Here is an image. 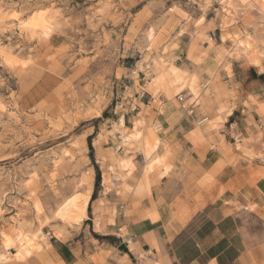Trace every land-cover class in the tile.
Returning <instances> with one entry per match:
<instances>
[{"label": "rangeland", "instance_id": "1", "mask_svg": "<svg viewBox=\"0 0 264 264\" xmlns=\"http://www.w3.org/2000/svg\"><path fill=\"white\" fill-rule=\"evenodd\" d=\"M228 1L233 15L225 20L222 0H0V51L10 60L0 57V251L16 231L40 229V249L11 246L17 264H60L49 245L64 256L67 246L80 264L114 257L110 246L117 240L94 233L91 216L85 218L88 194L91 183L95 192L101 189L96 160L105 164L111 152L125 153L121 116L130 127L132 115L143 110L146 125L157 131L161 102L149 96V82L162 49L176 48L180 37L189 62L178 67L184 63L191 72L202 62L211 68L202 91L229 84L264 92V14L253 0ZM205 19L210 34H203ZM127 152L139 153L135 147ZM252 160L264 165V156ZM72 197L78 218L55 219ZM120 251L128 253L124 246ZM133 253L139 264H162L159 253L157 260L140 249ZM120 261L131 264L125 255Z\"/></svg>", "mask_w": 264, "mask_h": 264}, {"label": "crops", "instance_id": "2", "mask_svg": "<svg viewBox=\"0 0 264 264\" xmlns=\"http://www.w3.org/2000/svg\"><path fill=\"white\" fill-rule=\"evenodd\" d=\"M201 26L203 34H210L208 19ZM175 40L176 48L168 53L189 80L181 94L184 108H191L193 115L186 116L172 101L175 96L167 98L161 88L153 87L149 96L161 102L159 116L153 119L160 126L154 131L157 148L152 157L143 154L149 116L139 110L131 117V125L143 120L139 153L125 148L122 155L133 168L120 184L108 168L114 164L96 160L101 189L95 192L91 183L87 219L90 215L94 233L117 240L110 246L114 257H105V264H127L120 261L124 255L131 264H139L133 253L138 249L151 253L154 260L159 253L162 264H264V165L252 160L264 156V92H241L228 84L217 86L218 92L208 86L205 94L201 84L209 74L195 73V65L191 72L183 70L184 63L178 67L180 60L189 62L188 44L180 37ZM220 106L224 108L219 112ZM204 117L207 121L197 125ZM151 161L155 163L150 170ZM82 189L80 193L86 190ZM122 230L124 236L119 235ZM122 246L128 253L120 251ZM49 247L60 264H80L67 246L65 256Z\"/></svg>", "mask_w": 264, "mask_h": 264}, {"label": "bare ground", "instance_id": "3", "mask_svg": "<svg viewBox=\"0 0 264 264\" xmlns=\"http://www.w3.org/2000/svg\"><path fill=\"white\" fill-rule=\"evenodd\" d=\"M253 2L255 4L257 3V5L259 4L260 7L259 6L258 7L261 10L260 12L262 14H264V0H253ZM221 3H222L223 18L225 20H227L231 15H233L231 10H230V6H231L230 5V1L222 0ZM229 25H227L225 23V26H229ZM22 27L26 28L27 26L24 23V25ZM242 35L247 36L248 34L247 33H243ZM227 37L229 39H231V41L238 42L240 36H238V35H231V36L227 35ZM227 37H225V36L221 37V41H224V39H226ZM0 57H1V60L6 62V63H8L10 61L8 56L5 55V53L3 51H0ZM174 61H175V58L172 55L168 54V50H166L165 48L162 49V57H161V59L158 61V63L154 64V66L156 68V74L150 79V82H149V85L152 88L155 87V86L161 88V90L163 91V94L167 98H171V97H174V96L176 97L179 94H181L182 91L184 90V88L186 87L187 82L189 81L188 78L186 77V74L180 72V70L176 67ZM195 67H196V72L195 73H197V74H199L202 71L207 72L209 75L212 73L211 68L205 67V64H203L202 62H198V64H196ZM207 92H208V89H205L204 93L206 94ZM223 108H224L223 106H220L218 108V111L219 112L222 111ZM117 124H118V132L121 134L122 145L126 148V151H128L129 149L134 148V147L136 149L140 148V144H141L140 141H141V138L143 137V130H142L143 120L142 119H135L133 124L131 125V127L128 128L126 126L125 122H124L123 116H121L119 118ZM145 127H147V126H145ZM156 129H157V131L160 130V126L159 125L156 126ZM144 141H145L146 144H144V145L142 144V145L143 146L146 145V147H144L146 149H145L143 154H145V156L147 158L155 151V149L157 148V145H158V139L155 136V133H154V131H152V129L148 130V135L146 136ZM150 157H152V156H150ZM109 160H110V162L112 164H114V166L108 167L109 170L113 174L116 175L115 176L116 179H118L119 180L118 182H120V184H122V182L124 181V178L129 174V172L133 168L132 161L129 158L125 157V156H122V157L119 156L118 157L116 155L115 151L110 153ZM148 160H150V159H148ZM144 162L146 163V161H144ZM154 163H155L154 161H151V164L149 165V169L150 170L152 169V165ZM145 167H143V168H145ZM95 212H96V210H95ZM78 214H79V208H78V206L76 204V197H72V198L67 199L63 203H61V205H59V207L54 212V218L57 219V220H71V221H74L75 219L78 218ZM85 218H87V217H85ZM96 219H97V216H95L93 221H94L95 227L98 228V226L96 224ZM38 234H40V235H38ZM9 236H10V238L12 240V243L8 244L7 246H4L3 248H1V251H0V264L5 263L6 261H8L12 257V254H11L12 253L11 252L12 251L11 250L12 247L11 246L14 245L17 248V250L18 249H26V250L32 251V250H36V249H40L41 248V244L37 243L36 240L38 238L43 240V238H44V235L40 231V229H38L37 233L35 232L34 234L33 233L32 234H28L26 231L24 232V231L18 230V231H16L14 236H12V235H9Z\"/></svg>", "mask_w": 264, "mask_h": 264}, {"label": "built area", "instance_id": "4", "mask_svg": "<svg viewBox=\"0 0 264 264\" xmlns=\"http://www.w3.org/2000/svg\"><path fill=\"white\" fill-rule=\"evenodd\" d=\"M144 97V94H142L139 98L140 99H142ZM176 99V102L177 103H179L181 106H182V108H184V106H183V104L185 103V101H184V97H183V94H179L178 96H176L175 97ZM184 111H185V114H186V116H192L193 115V113H192V109L191 108H187V109H185L184 108ZM207 121V118L206 117H204V118H202L201 120H199L198 122H197V125H201L202 123H204V122H206ZM156 126H158V125H156ZM155 126V127H156ZM159 129V128H158ZM157 130V129H156ZM120 149V148H119Z\"/></svg>", "mask_w": 264, "mask_h": 264}, {"label": "trees", "instance_id": "5", "mask_svg": "<svg viewBox=\"0 0 264 264\" xmlns=\"http://www.w3.org/2000/svg\"><path fill=\"white\" fill-rule=\"evenodd\" d=\"M98 181H99V178H98V176L96 177V181H95V186H97V184H98ZM95 195V194H94ZM94 195H93V198H94ZM60 253V252H59Z\"/></svg>", "mask_w": 264, "mask_h": 264}]
</instances>
